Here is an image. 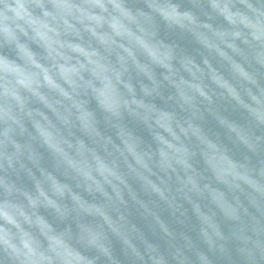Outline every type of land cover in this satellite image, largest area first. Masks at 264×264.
I'll return each mask as SVG.
<instances>
[{
  "label": "clouds",
  "instance_id": "clouds-1",
  "mask_svg": "<svg viewBox=\"0 0 264 264\" xmlns=\"http://www.w3.org/2000/svg\"><path fill=\"white\" fill-rule=\"evenodd\" d=\"M0 264H264V0H0Z\"/></svg>",
  "mask_w": 264,
  "mask_h": 264
}]
</instances>
